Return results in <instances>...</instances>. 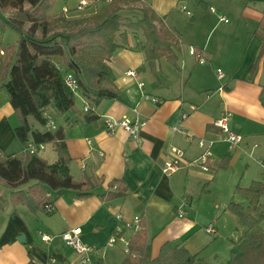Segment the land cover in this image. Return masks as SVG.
I'll use <instances>...</instances> for the list:
<instances>
[{
  "label": "crops",
  "instance_id": "crops-1",
  "mask_svg": "<svg viewBox=\"0 0 264 264\" xmlns=\"http://www.w3.org/2000/svg\"><path fill=\"white\" fill-rule=\"evenodd\" d=\"M62 1L59 13L49 10L47 15L59 19L63 29L79 19L68 15L78 13L74 9L80 0L72 6L70 0ZM133 1L151 8L174 33L176 66L161 58L154 72L150 70L141 49L142 32L122 27L125 45L107 61L122 97L102 101L94 109L98 116L94 123H86L83 108L88 103L79 93L78 113L58 117L46 111L55 127L64 129L71 176L76 181L92 176L98 186L84 198H78L76 191H51L33 181L18 189L30 191L38 201L48 196L53 200L52 212H46L43 204L34 212L12 198L10 189L1 187L0 264H75L77 254L59 235L76 227L81 230L82 244L96 248L87 264H121L127 254L123 242L118 239L109 245L110 240L121 237L129 241L135 233L123 228L135 216L142 218L141 232L150 246L151 259L164 243L179 241L190 254L197 255L198 264H226L231 249L244 236L245 228L227 206L233 201L247 209L248 200L236 188L264 181V105L260 99L264 94V54L257 61L262 40L254 34L263 17L264 0ZM99 3L107 4V0ZM63 8L69 11L63 12ZM131 13L133 21L141 17ZM117 42L121 43L120 37ZM190 49L201 53L204 62L191 55ZM3 58L0 55V62ZM223 116H227L229 129L242 138L236 147L222 142L221 130L212 124ZM104 118L137 119L143 123L138 132L140 142L122 128L109 134ZM30 124L40 129L33 120ZM17 125L8 97L0 88L3 155L29 151L32 146L17 141ZM173 149L183 152L186 164L164 176L161 170ZM204 151L210 154L206 171L194 163ZM36 153L48 163L58 159L51 143L38 146ZM112 182L123 186L125 195L102 199ZM259 203L264 206V191ZM212 205L214 210L209 212ZM179 210L183 217L178 216ZM208 225L214 233L206 232ZM257 231L264 233V221ZM40 234L49 236L50 241L42 242Z\"/></svg>",
  "mask_w": 264,
  "mask_h": 264
},
{
  "label": "trees",
  "instance_id": "trees-1",
  "mask_svg": "<svg viewBox=\"0 0 264 264\" xmlns=\"http://www.w3.org/2000/svg\"><path fill=\"white\" fill-rule=\"evenodd\" d=\"M133 2L111 0L88 17L74 20L76 29L65 31L58 28L59 19L47 15L52 0H0V31L9 28L19 35L15 45L2 46L6 56L0 64V88L7 95L18 121L14 135L17 141L31 142L36 147L51 143L58 154L57 161L48 163L29 151L10 155L0 152V199L1 187L10 189L12 198L35 212L41 204L53 205V200L46 196L38 201L30 191L18 190L32 181L51 191H76L78 198L91 195L98 186L92 176L84 175L81 181L71 176L64 129L62 126L47 128L50 118L46 111L58 117L69 112L78 113L77 97L64 82L67 73L74 76L77 93L88 103L84 114L86 123L98 119L94 109L102 101L122 97L107 66L113 53L125 45L122 27L142 32L141 49L150 70L154 72L155 63L161 58L176 66L177 39L151 8L139 7L141 17L137 21L120 14L122 4ZM5 13H8L6 18L3 17ZM254 34L262 40L258 61L264 54V12ZM117 37L121 38L120 44ZM255 69L256 63L250 68L251 75ZM260 99L264 105V94ZM31 120L40 129L33 128ZM236 190L245 195L249 206L245 209L233 201L227 206L245 228V234L231 249L226 264H264V233L257 231L264 221V206L259 203L264 181H255L246 189ZM124 195L125 188L112 182L102 199ZM199 261L197 255L190 254L179 241L164 243L157 257L151 259L144 233L136 232L128 241V253L121 264H197ZM98 264L104 263L98 261Z\"/></svg>",
  "mask_w": 264,
  "mask_h": 264
},
{
  "label": "built area",
  "instance_id": "built-area-1",
  "mask_svg": "<svg viewBox=\"0 0 264 264\" xmlns=\"http://www.w3.org/2000/svg\"><path fill=\"white\" fill-rule=\"evenodd\" d=\"M102 1L103 0H90L89 3L87 0H80L77 6L75 7L74 11L76 12L84 11L88 9L90 6H95V4H98L99 2ZM109 2L110 0H107V3ZM182 9H184V7H182ZM68 11L69 10L67 8H63V12H68ZM221 21L226 22L227 20L221 18ZM1 54H3V52ZM190 54L195 56L199 62H204V57L202 56V54L197 52L195 49H190ZM128 75H133V73L129 72ZM64 82L69 89H71L75 94H78L77 93L78 85L74 76L71 73H67L65 75ZM152 101L155 103H159V101L156 99H153ZM191 109L193 110L194 107H191ZM87 110H88V105H85L83 111L86 112ZM184 118H186L185 114L182 115V119ZM212 124L213 126L221 130V134H222L221 140L222 142L227 143L229 145V148L236 147L237 145L240 144L242 138L240 135L232 132L229 129L227 125V116H223L217 120H214ZM104 125L109 134L114 133L118 128H122L130 138H132L136 142H140V137L138 135V132L140 128L143 126V123L139 122L137 119L132 121L127 118H123L122 120H116L113 118H104ZM46 127L49 129L55 128V125L51 119H48ZM198 144L200 147H204L202 141H199ZM36 148L37 147L32 144V146L29 147V152L36 153ZM209 156H210L209 152L204 151L194 163L200 165L206 171L207 167L205 166V164ZM183 163L186 164V162L184 161L183 152L178 149H173L171 157L164 162L161 172L164 176L172 175L182 166ZM43 209L46 212H52L53 205L49 202L44 203ZM184 215H185L184 212L179 210L178 216L183 217ZM116 218L120 219V215L116 216ZM123 229L132 230L134 233L141 232L142 218L140 216H135L130 222H127L125 224ZM123 229H119L118 232H121ZM205 230L207 233H214V229L212 225H208L205 228ZM80 234H81V230L78 227H76L62 232L59 235V237L67 246L71 247L73 251L77 254L78 257L75 264H87L89 262V254L95 252L96 248L93 246L83 245L80 240ZM40 239L44 243L50 241V237L43 234H40ZM118 239L121 242H123L124 252L128 253V241L122 239L121 237L119 238L113 237L110 240L109 245L114 244Z\"/></svg>",
  "mask_w": 264,
  "mask_h": 264
},
{
  "label": "rangeland",
  "instance_id": "rangeland-1",
  "mask_svg": "<svg viewBox=\"0 0 264 264\" xmlns=\"http://www.w3.org/2000/svg\"><path fill=\"white\" fill-rule=\"evenodd\" d=\"M89 3H90V0H87ZM62 3L63 1L62 0H53L52 1V6L50 8V12L51 13H59L60 10H61V6H62ZM69 5L72 6L74 5L75 3V0H70L69 2ZM100 3H98L99 5ZM103 5L105 4H100L98 7L97 6H90L88 9L82 11V12H78V13H72L70 12V15H68V18H83V17H88L90 14H92L93 12H95L97 9H100ZM141 7V6H138V5H134L133 3H130V4H122V11H120V14L124 17V18H129V16H131V12H137V13H140L137 9ZM72 9V8H70ZM129 11V12H127ZM72 13V14H71ZM131 13V14H130ZM7 15V13H5ZM75 14V15H74ZM141 14V13H140ZM77 15V16H76ZM52 19V18H51ZM74 20V19H73ZM58 22V21H57ZM58 28L59 29H62L61 28V25H59V22H58ZM72 29H76V26H67L65 28H63L62 30H65V31H70ZM122 29V28H121ZM19 38V35L16 31L12 30V29H9V28H5L3 31H0V43L2 44V46L4 45H15V44H10V43H15L17 41V39ZM7 45V46H9ZM1 46V47H2ZM1 50H0V55H4V58L6 56V54L4 53L3 51V54H1ZM1 64V62H0ZM75 96L77 97L78 99V96L77 94H75ZM215 200H218V198H215ZM216 206V205H215ZM213 205L212 206H209L208 207V211L211 212V210H214L213 209ZM253 232H256V231H253ZM229 259V256H227ZM226 261V260H225ZM228 261V260H227ZM198 264V263H197ZM225 264V262L223 263Z\"/></svg>",
  "mask_w": 264,
  "mask_h": 264
}]
</instances>
